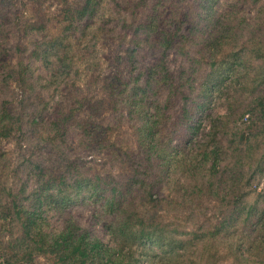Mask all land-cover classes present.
<instances>
[{
	"label": "rangeland",
	"instance_id": "374dc122",
	"mask_svg": "<svg viewBox=\"0 0 264 264\" xmlns=\"http://www.w3.org/2000/svg\"><path fill=\"white\" fill-rule=\"evenodd\" d=\"M136 1L100 0L97 16L89 26L82 24L79 29L64 31L66 4L63 0H0V13L3 14V19H0V56L4 60V63H0V105L6 100L7 106L20 116L21 121L20 131H15L11 137L0 138V204L3 206L11 198L7 192L15 193L23 188L29 193L44 185L47 178L64 179L71 183L96 172L101 176L112 174L117 181H126L135 174L131 169L132 160L138 166L144 161V155L137 157V153H141L135 139L139 124L133 118H127L125 112L117 116L120 118L118 122L109 109L110 95L124 88L123 81H128L131 86L138 70V76L145 75L149 62L156 57L153 54L155 49L143 42L140 62L135 63L132 73L125 60L126 48L132 44V30L143 16L142 7L136 9L134 17L130 14V3ZM80 2L67 0L72 7ZM180 2L178 4L182 10L189 5L188 0ZM217 10L221 19H230L234 27L230 31H225L224 27L218 29L212 37L217 36L218 47L230 40L228 49H244L246 64L264 63V0H218ZM129 22L132 25L127 28ZM54 35L64 38L63 44L68 50L64 54L62 49L58 51L63 57L62 61L50 57L46 63L31 55L41 40ZM214 51L219 54L218 50ZM193 52H189V57L198 63L199 55ZM19 61L28 68V75L24 79L27 84L18 78L15 67L11 69ZM182 63L184 58L175 52L167 56L168 67L173 71L180 69ZM185 63L187 65V61ZM207 65L205 61L201 62L202 69ZM233 78L226 85L223 84L221 95H211L208 105L210 117L200 121L203 132L199 142H191L188 146L182 143L170 155L177 142L184 139L183 134L175 133L170 127L175 116L171 110L174 106L167 110L166 116L169 114L171 120L166 122L159 134L162 143L168 141L170 145L165 150L170 161L169 178L162 183L161 191L166 200L145 207L152 217L156 215L158 221L181 232L183 237L191 230L199 234L213 226L223 218L226 207L230 208L234 201L230 195L233 180L228 170L236 162L235 143L239 138L234 139V135H231L237 132L236 127L243 129L249 124L250 117L246 112L252 99L242 91L241 75ZM165 96V91H162L154 100L163 103ZM232 109L237 112L236 118H228L226 123L216 122L217 116ZM56 115L69 118L59 131H56ZM80 122L90 132L88 136L77 127ZM110 126L111 130H108ZM115 152L120 159L116 158ZM237 154L240 160L246 162L244 170L247 169L250 160L246 152ZM122 160H125L124 167H121ZM213 160L218 163L217 172L211 179ZM252 169H247L244 177L243 191L247 202H252L256 193L264 190V168L255 172L258 176L256 180L248 183L246 177ZM158 190L155 185L153 192ZM260 204L264 205V201ZM140 208L142 212L144 208ZM44 217L50 231L61 228L66 220H74L86 228L92 237L108 246H114L119 241L118 233L105 226L106 223L108 226L111 217L101 211L97 201L81 197L70 203L64 212L46 210ZM16 233L8 214L0 213V246ZM241 233H244L242 229ZM226 236H241L240 228L235 231L231 228ZM194 242H197L196 239ZM256 245L258 249H255V245L249 247L251 254L247 255L248 264H264V236ZM204 246L207 254H217L214 264H232L231 258L224 253L225 245L209 243ZM200 248L201 242L194 243L185 253L181 251L183 255L174 261L156 247L151 250L134 247L131 251L136 264H176V261L177 264H197ZM242 249L245 247H240ZM124 250L128 255L127 246H124ZM4 256L14 258L15 261L10 264H26L17 260L18 256L12 252H0V258ZM55 260L51 254L35 253L32 262L56 264Z\"/></svg>",
	"mask_w": 264,
	"mask_h": 264
},
{
	"label": "trees",
	"instance_id": "16d2710c",
	"mask_svg": "<svg viewBox=\"0 0 264 264\" xmlns=\"http://www.w3.org/2000/svg\"><path fill=\"white\" fill-rule=\"evenodd\" d=\"M178 1L180 4V0H137L130 3L132 17L136 15V9H143V16L137 22L138 26L132 30V44L126 48L125 60L131 67V73L135 63L140 62L143 42L156 51L153 52L156 57L149 62L145 75L138 76V70L131 86L128 81H123L124 88H120L117 94L110 95L109 109L116 116V121L119 122L120 118L117 116L125 112L127 118H133L139 124L135 139L141 153H137V157L144 155V161L138 166L133 162L135 160H132L131 169L135 174L126 181H117L112 174L101 176L96 172L90 177L77 178L71 183L65 182L64 179L47 178L44 185L29 193L23 188L15 193L7 192L11 198L5 206L0 204V213L8 214L17 233L12 234L5 245L1 243L0 252H12L18 256L17 260L26 264H33L35 253L53 255L56 264H136V258L134 259L131 251L134 247L150 250L156 247L174 261L183 255L181 251L185 253L191 245L201 242V254L197 264H214V256L217 254L209 255L204 252V245L209 243L225 245L224 253L231 258L232 264H248L249 247L255 245V249H258L256 244L260 237L264 236V205L260 204L264 201V190L257 192L252 202L245 200L243 191L247 169L254 166L246 177L247 182L251 183L258 178L255 172L264 168V63L246 64L244 49L229 50L227 44L230 40L221 44V48L218 47L220 43L216 42L217 36L212 38L218 29L224 27L225 31L234 30L230 19H221L217 10L218 0H188L189 5L185 10L181 9ZM99 2L100 0H81L72 7L67 4V0H63L66 4L63 30L79 29L82 24L84 27L89 26L97 16ZM2 17L3 14L0 13V19H3ZM129 25L132 23L129 22L127 28ZM63 40L61 36L56 38V35L44 38L34 47L31 55L46 63L50 57H57L62 61L63 57L61 58L62 55H59L58 51L62 49L63 54L68 51ZM214 49L218 50L219 54H216ZM191 50L199 55L198 63L193 61V57H189ZM172 52L184 58V63L177 71L171 70L167 64V56ZM202 61L208 64L203 69ZM1 62L4 63V60L0 56ZM14 67L21 82L27 84L24 81L28 75L27 66L19 61L18 65L12 66L11 69ZM240 75L242 91L252 100L246 112L250 117L249 124L243 129L236 127L237 132L234 131L231 135H234V139H240L235 143L236 162L228 170L233 180L230 195L234 203L232 202L230 208L226 207L223 218L213 226L203 229L199 234L191 230L183 237L181 232L158 221L156 215L152 217L150 210L145 207L150 203L166 200L161 191L162 183L169 178L170 161L169 156L165 155V150L170 145L168 141L162 143V137L159 136L166 122L171 120L169 114L166 116V112L174 106L171 110L175 116L170 127L172 131L183 134L182 138L184 137L182 142H177L171 149V155L182 143L188 146L191 142L201 140L203 130H200V121L210 117L208 105L211 95H221L223 84L226 85L234 79L233 77ZM162 91H165L166 96L165 101L160 103L154 98L156 99ZM243 114L244 111L241 112V115ZM236 115L237 112L233 109L226 111L217 116L216 122L226 123L228 118L231 120L236 118ZM67 119L56 115V131L60 130V126ZM82 125L80 122L77 127L88 136L90 132ZM214 126L216 128V124ZM107 129L111 130V126ZM17 130H21L20 116L15 114L4 100L0 105V138L11 137ZM212 135L216 134L213 132ZM237 152H246L247 159L250 160L247 169L244 170L246 162L238 158ZM115 153L116 158L120 159L117 152ZM217 163L216 160L211 163V179L217 172ZM124 164L125 160H122L121 167H124ZM155 185L159 189L157 192H153ZM81 197L99 202L101 211L110 215L111 220L108 226L107 223L105 226L119 235V241H116L114 246H108L100 239L92 237L86 228L74 220H66L56 231L48 229L44 217L46 210L56 209L64 212L70 203ZM140 207H145L142 212ZM231 228L232 231L240 228L241 236H226ZM241 229L244 233H241ZM195 239L197 242H194ZM124 246L128 248V255L125 254ZM240 247H245L247 252L245 249L240 250ZM13 259L11 256H4L0 258V264H10L15 261Z\"/></svg>",
	"mask_w": 264,
	"mask_h": 264
}]
</instances>
